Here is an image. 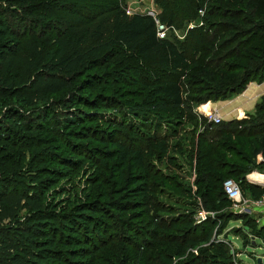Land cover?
<instances>
[{"label":"trees","instance_id":"trees-1","mask_svg":"<svg viewBox=\"0 0 264 264\" xmlns=\"http://www.w3.org/2000/svg\"><path fill=\"white\" fill-rule=\"evenodd\" d=\"M202 1L158 0L159 18L168 27L188 25L202 11ZM125 2L0 0V264H102L103 252L114 243L121 245L112 253L115 264H127L129 257L124 262L121 256L133 244L135 250L142 249L147 240L143 234L151 228L154 238L166 237L165 232L183 224V245L197 246L213 239L222 220L234 218L244 221L256 239H264V227L255 219L225 209L193 226L190 221L155 222L153 213L169 212L156 200L162 189L192 203L189 191L178 187V181L168 182L157 165L182 156L193 159V154L194 205L199 197L207 210L217 213L231 204L223 187L230 178L246 197H264V187L247 181L255 170L264 171V163H258V157L264 159V97L249 120L211 123L190 145L186 130L179 138L183 113L193 101L199 106L226 100L242 94L251 82L264 83V0L213 1L208 16L222 20L209 21L210 30L231 34L218 49L223 54L213 58L208 52L211 60L199 58L205 53L200 47L211 42L202 35L203 26L189 29L184 40H161L155 20L148 14L127 15ZM109 66L112 72H103ZM75 79L82 80V90L93 92L97 87L92 85L109 80L121 89L90 98L73 94V101L88 110L83 112L84 123L95 122L99 109L113 108V131L83 126L74 132L78 142L67 143L79 160L44 161L33 156L21 159L18 166L11 149L26 147L30 136L5 130V123L23 119L38 100L63 93ZM167 124L177 139L172 146L170 134L161 132ZM41 129L29 122L22 131L33 134ZM80 141L110 147L109 157L102 156L100 163L111 161L113 187L108 194L99 193V199L82 198L77 189L64 192L66 199L57 194L56 181L69 178L50 163L70 169L76 164L79 171L98 164L95 152ZM171 152L177 156L170 157ZM122 214L128 216L121 220L123 228L116 225ZM211 247L221 261L200 257L190 264H235L226 244L213 241Z\"/></svg>","mask_w":264,"mask_h":264},{"label":"rangeland","instance_id":"rangeland-1","mask_svg":"<svg viewBox=\"0 0 264 264\" xmlns=\"http://www.w3.org/2000/svg\"><path fill=\"white\" fill-rule=\"evenodd\" d=\"M157 1L158 0H126L125 7H130L134 12L139 14H149V12H154L160 16L161 9ZM213 1L214 0H203L201 2L203 3V5H201L202 11L198 13V16L195 20L193 19V22H190L188 25L187 23H184V25H177L178 27H174L176 30V36L174 35V38L178 40H184L191 26H203L201 28V32L203 33L202 35L207 34L209 38L208 41L211 42H206V44L200 47L205 53L200 55L199 58H205L206 60H211L212 58L208 55V52H211L212 55L214 54L213 58L219 57L224 53V51H218V49L222 47V44L231 34V32L228 31L224 33H216V31H219V28L210 30L211 28L208 24L209 21L219 22L222 20L220 18L216 19L214 16H208L209 10L214 4ZM214 11L215 9H212L211 12ZM233 22L237 21L234 20ZM189 55L191 57V53H189ZM119 60L121 62L123 59L120 58ZM119 60L117 59V61ZM111 67L112 66L104 68L103 72L108 70V72L111 73ZM81 83V79H75L63 93L38 100L32 109L26 111V116L23 119L17 120L16 123L11 121L5 123L7 124L5 130L13 129L17 133L21 134L23 138L25 136H30L27 138L28 147L24 146L22 148H17V151H15V149H11L12 153L15 152V162L16 164H18V166L20 165L21 159L26 160L33 156H36V158H38L39 160L43 159L44 161H48L49 159L53 158H64V160H79V156L70 150L67 143L72 142L73 144H76L78 142L74 137V132H80L83 126L100 132L109 133L113 131V126H111L110 124V115L116 114V112L113 111V108L109 107L108 109H99L97 111V114H101V116L95 117V122L84 123L85 117H83V112H87L88 110L79 105L78 102L73 101V94H80L86 98H90L94 97L95 95H113L115 94V90L120 91L121 89H118L119 87H116L115 85L113 86V80L106 81L104 85H92V87H97V89L93 92L89 89L82 90ZM187 96L189 98L191 94ZM193 102L190 105L191 108L186 109L183 113L184 118L181 127L182 133L180 132L181 134L179 136V138L183 139V130H186V132L188 133L186 137V142L188 143V145L191 144L190 142L194 143V140L197 141L198 135L201 134L202 131L204 132L205 128H207L211 124V122L207 118L208 113H210L209 104L206 105L208 102L202 104V106L205 105L203 107V110H200L202 112V115L199 111L200 105H194ZM255 113L239 120H249L255 115ZM200 116L204 118H200ZM29 122H33L35 126H41L43 129L38 132H34L33 134L25 133L22 130L25 128V126H27V123ZM221 123H223V121ZM60 126H63V130ZM169 130L170 129H168L167 124L164 126L163 131L161 132L164 134H170L168 135L170 142L169 144L170 146H172L173 144H176L175 142L177 139H174V136ZM60 131L64 134L62 137H60ZM80 142L86 144V146L90 148L91 151L95 152V160H98V164H87L85 168L83 167L79 171L77 170L78 167L76 166V164L73 165L75 168L70 169L58 163H50L49 165L52 169L59 170V172H66L63 174H66V176H68L69 178L68 180L59 179L56 181V186L58 188L57 194L61 193V195H59V198L66 199L67 194H65L64 192L70 193L71 191L77 189L78 191L80 190L79 194L82 196V198H86V196L90 195L91 198L94 197L99 199V193L102 192L108 194L110 193L108 191L113 187V184L111 183V161L108 162L107 160H105L103 163H100V159H102V156H104V159L109 157L108 152L110 147L103 146L95 141ZM217 142L221 141L218 140ZM33 144L35 145V147L31 150L28 149L29 147H32ZM193 153L194 147L193 149H191V155ZM169 155L170 157L177 156V154H174L172 152ZM58 162H62V164L65 163L63 160H59ZM168 162L170 164H167L166 161H163L160 164L157 163V168L161 172V175L169 178L168 182H180L181 186L178 185V187L188 190L192 196L191 199L193 201L192 203H183L180 197H177L180 195H176L173 192L168 191V189L167 191H162V189L161 192L164 193H160V195L156 197V200L158 199L159 201H157L161 204L164 203V205L167 206L166 209L169 212L172 211L173 214H169V212L160 213V211L158 210L153 211V213L156 214V216H154L155 222L162 221V223L169 225L170 222H174L175 220H177L180 221V223H187V221H190V223L192 222V226L194 225V223L196 225H199L203 222H206L209 218L214 219L217 215L223 214V209H225V211H228L230 213L232 212L233 215L249 216L255 219L256 223L261 228L264 227V209L257 208L253 210V206H251L252 210L250 209L249 211H243L236 208L235 203L232 202L225 208H223L224 206L220 207L218 209L219 211H217L216 213V211L207 210L203 203V200H201V198L199 197L196 198V202L194 205V193L197 190L195 185L197 173L195 170L194 154L193 159L185 158L184 156H182L179 157L177 161ZM172 162H175V164H172ZM258 163H264V159L261 156L258 157ZM254 172L264 174V171L261 170H255ZM261 176L264 177V175L254 174L253 176H251V179L259 183H264V178ZM99 180H101V182H99ZM246 196L248 195L244 194V197L249 200L250 198ZM202 211L207 214V217L205 221L199 223L198 214ZM143 212L145 211H142L140 215H142ZM186 217L189 220H186ZM229 218L231 219V217ZM127 219L128 216H125L124 214L119 215L116 225L123 228L124 225L121 220ZM234 219L235 220L233 221L222 220L221 228L220 230L215 232L213 239L210 238L208 241H206V243H202L197 246L183 245L185 244L183 239L184 237H181L184 234L185 228L183 224H179L175 230L173 229L165 232L166 237L156 236L154 238V234L156 232L151 233V228L147 234H143V237L147 238V240L145 246H143L144 244L142 245V249L135 250V245L133 244L128 251L125 249L126 246H124V244L122 243L123 249L124 251L126 250V252L123 257L121 256V261L125 258L124 262H126L128 257L129 260L127 264H190L200 257L208 258L210 261H221L220 259L223 257L220 256V253L216 249H212L211 247V243L213 241H216L217 243L226 244L229 249H231L229 251V254H232V258L235 264H264V239H256L252 234L251 229L246 227L244 221L236 220L237 218ZM122 232H124L123 229ZM175 242H177V244H173ZM120 246L121 245L119 243H114L109 249L105 250L102 254V264H115V261L113 259L116 255H112V253L113 250H116ZM115 252L118 253V251Z\"/></svg>","mask_w":264,"mask_h":264},{"label":"crops","instance_id":"crops-1","mask_svg":"<svg viewBox=\"0 0 264 264\" xmlns=\"http://www.w3.org/2000/svg\"><path fill=\"white\" fill-rule=\"evenodd\" d=\"M263 97L264 83H251L242 94L234 95L233 97L222 101H210L206 105L209 104V111H217L223 122H232L234 120L246 118L248 115H253L256 111L257 104ZM204 106L200 105L199 111L203 110ZM200 113L202 115L201 111ZM200 118L204 117L200 116ZM254 174L264 175L262 173L253 172L247 176V181L255 186L264 187V183H259L251 179V176Z\"/></svg>","mask_w":264,"mask_h":264},{"label":"built area","instance_id":"built-area-1","mask_svg":"<svg viewBox=\"0 0 264 264\" xmlns=\"http://www.w3.org/2000/svg\"><path fill=\"white\" fill-rule=\"evenodd\" d=\"M127 15H133L137 14L134 12L130 7L126 8ZM156 22L157 25V35L159 39L166 40L176 36V30L174 27H168L166 24H164L161 19L159 18V15L154 12H149V14ZM194 26H191L190 29H193ZM183 39V38H181ZM207 118L212 124H220L222 122V119L220 118L217 111H210L208 113ZM224 191L228 198L235 203L236 208L241 209L243 211H249L251 209V206H253V210L260 208L264 209V197L259 200L249 199L247 200L242 190L239 186V184L232 178L227 179L223 183ZM252 210V209H251ZM207 214L205 212H200L198 214V222H203L206 220Z\"/></svg>","mask_w":264,"mask_h":264}]
</instances>
